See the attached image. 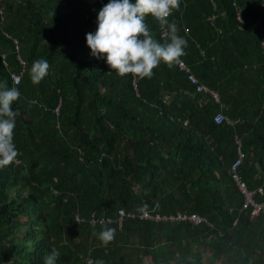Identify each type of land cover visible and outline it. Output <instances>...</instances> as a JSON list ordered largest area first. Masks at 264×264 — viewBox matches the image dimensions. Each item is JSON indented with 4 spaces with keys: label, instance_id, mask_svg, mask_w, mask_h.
Returning a JSON list of instances; mask_svg holds the SVG:
<instances>
[{
    "label": "trees",
    "instance_id": "trees-1",
    "mask_svg": "<svg viewBox=\"0 0 264 264\" xmlns=\"http://www.w3.org/2000/svg\"><path fill=\"white\" fill-rule=\"evenodd\" d=\"M106 3L0 0V83L20 91L19 155L0 168V264H42L53 251L56 264H205L204 250L207 264H264V213L243 208L232 177L240 150L238 173L264 205V0H180L169 21L189 73L161 62L145 79L90 55L85 34ZM37 59L50 68L33 84ZM143 209L206 222L151 221ZM104 226L116 229L107 246L94 235Z\"/></svg>",
    "mask_w": 264,
    "mask_h": 264
},
{
    "label": "clouds",
    "instance_id": "clouds-1",
    "mask_svg": "<svg viewBox=\"0 0 264 264\" xmlns=\"http://www.w3.org/2000/svg\"><path fill=\"white\" fill-rule=\"evenodd\" d=\"M179 8L180 0H108L97 12L96 30L85 34L90 55L103 59L119 77L131 74L137 79L151 78L161 62L171 67L185 55L187 41L178 35L176 23L169 21ZM148 16L164 32L163 40L154 37L145 22ZM49 68L47 60H34L28 69L31 82L39 84ZM19 96L17 87L0 83V168L10 166L19 155L14 143L17 112L12 108ZM115 234L116 229L107 226L98 234L94 232L104 246L115 239ZM59 256L53 251L42 257V264H56Z\"/></svg>",
    "mask_w": 264,
    "mask_h": 264
},
{
    "label": "built area",
    "instance_id": "built-area-1",
    "mask_svg": "<svg viewBox=\"0 0 264 264\" xmlns=\"http://www.w3.org/2000/svg\"><path fill=\"white\" fill-rule=\"evenodd\" d=\"M162 37H164V32L162 33ZM24 63L25 62L23 61V64ZM178 68L180 70L186 72V73H189V69L181 61L178 64ZM13 78H15L16 82L20 83L22 78H23V74H13ZM188 81L190 82L191 85L195 86V90L197 93H209L211 95V97L213 98L215 103L219 102V98H218L217 94L212 92V91H209L203 85L198 84L197 80L195 79V77L193 75H191V74L188 75ZM214 122L217 125L224 124L225 122L231 124L230 120L223 113H217L215 115ZM238 143H240V142L238 141L237 144ZM238 154H239V159L232 166V177L237 182L239 189L242 192V194L245 196V204H244L243 208L244 209L252 208V214L251 215H252V217L257 218L264 213V205L258 204L255 202V200L253 198V194L248 191L246 185L242 182L241 176L238 173V169L242 163L243 154L241 153L240 150L238 151ZM16 163H18V162H16ZM258 193L263 194V189H261V188L258 189ZM121 213H122V215H124L125 214L124 210L121 211ZM147 215L149 217L148 219H152V221H155L154 215L149 216L148 212H147ZM156 219H157L156 222H159V221L190 222L196 226L200 225L201 223L206 222V219L197 213H191V214L177 213V214L165 215L162 217L157 215ZM99 222L102 223V221H99Z\"/></svg>",
    "mask_w": 264,
    "mask_h": 264
},
{
    "label": "rangeland",
    "instance_id": "rangeland-1",
    "mask_svg": "<svg viewBox=\"0 0 264 264\" xmlns=\"http://www.w3.org/2000/svg\"><path fill=\"white\" fill-rule=\"evenodd\" d=\"M136 188H137V190H139V189H140V186L137 185ZM147 212H148V211H146L145 209H143L142 212L139 214V216L142 217V218L148 219L149 217H148V215H147ZM148 214H149V216L153 215V214H151V213H149V212H148ZM154 216H155V221H157V219H156L157 215L154 214ZM99 221H102V223H104V219H100V218H99V219H98V218H97V219H96V218L90 219V223H92V225H94V226H95L96 224H98ZM109 222H110V221H109ZM204 252H205V254H204V257H203V258H204V262H205V264H207V263L209 262V253H208L207 250H204ZM147 261L150 262L151 259L148 258ZM89 264H93L92 261H90ZM214 264H219V262H218V261H215Z\"/></svg>",
    "mask_w": 264,
    "mask_h": 264
},
{
    "label": "crops",
    "instance_id": "crops-1",
    "mask_svg": "<svg viewBox=\"0 0 264 264\" xmlns=\"http://www.w3.org/2000/svg\"><path fill=\"white\" fill-rule=\"evenodd\" d=\"M151 221H152V219H151ZM123 223V222H122ZM122 223H121V227H122ZM92 225V224H91ZM94 226V225H93ZM91 260L90 259H88V260H86V263L87 264H89V262H90Z\"/></svg>",
    "mask_w": 264,
    "mask_h": 264
}]
</instances>
